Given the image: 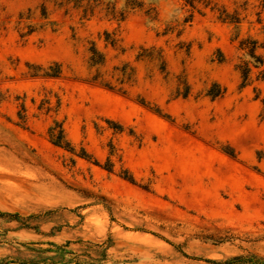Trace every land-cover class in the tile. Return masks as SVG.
I'll list each match as a JSON object with an SVG mask.
<instances>
[{
    "label": "rangeland",
    "instance_id": "1",
    "mask_svg": "<svg viewBox=\"0 0 264 264\" xmlns=\"http://www.w3.org/2000/svg\"><path fill=\"white\" fill-rule=\"evenodd\" d=\"M247 38L263 0H0V264L264 258Z\"/></svg>",
    "mask_w": 264,
    "mask_h": 264
},
{
    "label": "trees",
    "instance_id": "2",
    "mask_svg": "<svg viewBox=\"0 0 264 264\" xmlns=\"http://www.w3.org/2000/svg\"><path fill=\"white\" fill-rule=\"evenodd\" d=\"M264 5V0H263ZM241 48L244 50V59L248 58L247 60H242L241 64L239 65V70L241 71V75L243 78V87H245L250 79L252 69L256 68L258 69V75L257 79L264 81V43L263 45H260L259 42L256 39H250L247 38L241 42ZM258 49H263L261 53H258ZM221 90V89H220ZM219 92L218 94H220ZM217 95V94H216ZM260 94L257 93V97H259ZM264 102V100H263ZM143 103L147 105L146 101L143 100ZM157 112H161L160 109H156ZM50 136L53 139V142L61 147H65L67 149H73V146L71 145V142L66 138L65 131L62 126H59L58 129L55 127L50 128ZM83 156H87V153H83ZM233 154V153H232ZM109 170H111L109 168ZM125 179H128L132 182H135L134 176L129 173V171L126 170L125 174L122 175ZM211 262L217 263V264H264V258L258 257L257 255H237L229 260H226L224 263L221 261L216 260H210Z\"/></svg>",
    "mask_w": 264,
    "mask_h": 264
}]
</instances>
